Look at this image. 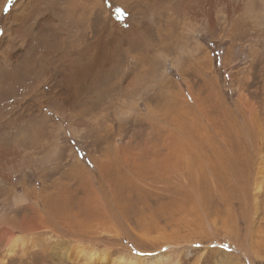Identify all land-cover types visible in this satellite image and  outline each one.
I'll use <instances>...</instances> for the list:
<instances>
[{
  "label": "rangeland",
  "instance_id": "obj_1",
  "mask_svg": "<svg viewBox=\"0 0 264 264\" xmlns=\"http://www.w3.org/2000/svg\"><path fill=\"white\" fill-rule=\"evenodd\" d=\"M101 1L107 13L95 0H13L7 12V0H0V85L8 88L0 91V178L9 179L0 184L8 193L0 217L28 218L27 195L15 207L8 189L22 194L33 187L45 201L41 221L52 227L39 228L41 248L34 260L23 256L22 264H76L62 251L76 255L77 243L92 249V264H113L119 254L130 264H153L169 254L159 246L173 234L178 251L157 264H264V69L250 72L247 81L245 68L248 44L261 49L263 41H236L238 54L225 65L220 49L229 44L200 34L199 51L191 36L179 41L177 25L176 38L167 37L151 0ZM67 20L81 26L63 31ZM65 35L79 38L81 63L75 52L65 56ZM181 48L197 50L199 60L211 51L209 71L195 69ZM31 58L38 59V80L29 86L22 67ZM186 90L192 99L185 104ZM254 144L262 163L251 151ZM151 161L159 169H144ZM225 200L238 231H219L221 244L208 245L202 234L214 240L213 227L233 219L225 215ZM199 205L206 221L195 211ZM19 207L25 213L13 211ZM179 219L200 224L194 245L180 239L188 230L179 225L175 232ZM65 226L84 238L59 229ZM46 243L52 248L44 252Z\"/></svg>",
  "mask_w": 264,
  "mask_h": 264
},
{
  "label": "bare ground",
  "instance_id": "obj_2",
  "mask_svg": "<svg viewBox=\"0 0 264 264\" xmlns=\"http://www.w3.org/2000/svg\"><path fill=\"white\" fill-rule=\"evenodd\" d=\"M147 1H150V0H147ZM111 2H112V4H115V0H111ZM151 4H156L158 10L160 11L159 18H157V19H159V20L163 19V20H161L162 27L164 26L162 28V30L165 27L167 28V29H165L166 31L164 32V34H166L167 37L169 36V37L176 38L177 35H175V33L172 34V32L174 31L173 27L175 25H177L178 26L177 30H178V35H179V37H177V38H180L179 41L182 42L183 39L188 38L187 36H191L195 40L196 48L199 51L201 49H203V45L199 41L201 39L200 34H202L203 36L210 37V38L214 37V39H216V40H213V41H218V42H220V44H222L221 41L229 44L230 45L229 48L227 47L226 49H223V48L220 49L222 51L221 52L222 57L220 59L223 62L222 64L232 65V63H233V62H231L232 54L233 55L236 53L238 54V50L234 48L233 44L236 43V41H238V40H242L244 38L245 39L253 38L254 44H257V43L259 44L260 41H263V44H264V0H151ZM95 5L99 6V8L102 12H106V10L103 8L104 6H103V2L101 0H95ZM20 6H21V4H20ZM15 11H16V9H14L12 13H14ZM12 13L10 15L11 17L13 16ZM19 13L20 12H18V14ZM11 17H9V21H11V22H9V28L10 29H12V26L15 22V19L13 20L14 17L13 18H11ZM16 19H18V18H16ZM67 21H68V22H66L67 24L62 26L63 31L64 30L68 31L69 29H71L73 27L81 26V24L77 25L75 23L70 22L69 20H67ZM172 23H173V25L169 28V25H171ZM14 25L16 26V24H14ZM198 28H201V30H198ZM157 30H159V27H157ZM199 31H201V32H199ZM156 32H158V31H156ZM78 39L79 38H75L74 40H71L70 36L65 35L64 39L61 40V44H62V49H64L66 51L65 56H68V54L71 55V53L74 55V52H75V54H76V57L74 59L75 62L81 63L82 62V58H81L82 53L80 52L81 53L80 55L77 54V52H78L77 49L79 48V45H80L78 43L79 42ZM177 42H178V40H177ZM207 42H208V44L212 43L211 41H207ZM168 43H171V42H168ZM171 44H169V45H171ZM248 46H247L248 49L251 48L252 50H250L251 53L248 56V57H250V59H248V63L246 64V67H245L246 71H248V74L246 75L247 81H248V75H250V72L255 73V71H259V70L264 69V56H263L264 55L263 54L264 45H261V46H263L261 49L256 47V45L248 44ZM209 47H210V45H209ZM224 50H225V52H224ZM195 52L187 50L186 48L180 49V54L189 57L191 60L190 61L191 65L193 64L195 69H197V70L202 69V71H206V72L209 71L210 66L212 65L211 51L205 50L206 55H205V57L203 55L201 60L197 59L198 57L197 58L195 57V54H194ZM248 57H246V58H248ZM163 58L165 59V57H163ZM190 62H189V64H190ZM37 63H38V59L31 58V60L27 64L25 63L24 66L22 67V71H25L24 73L27 76V78H25V79H27L26 83L28 85L30 82L34 83L36 80H38L37 79L38 78L37 77L38 70L36 69ZM168 65L170 67L174 66V65H171L170 63ZM6 75H5V78L1 84L4 83V81L6 79ZM9 76H12V75H9ZM15 79H17V78H15ZM244 80H245V78H242V81H244ZM0 82H1V80H0ZM127 85L132 86V83L131 82L127 83ZM7 89L8 88L6 86H3V89H1V85H0V91L1 92H5V91H7ZM31 90L33 91V89H31ZM126 91L127 92L130 91L129 86H126ZM181 93H182L181 94V98H182L181 101L183 103H185V101L187 99H192V96L189 93V91L186 90L185 92L182 91ZM34 101H38V100H34ZM6 105H8V104H6ZM130 109L133 112L139 111L138 108L137 107L135 108L133 105L130 106ZM146 110L148 111V113H147V116H148L150 109L148 108ZM244 110L246 111L245 108H244ZM249 113H250V111H248L247 114H249ZM148 117L150 118L151 116H148ZM33 136H36V135H33ZM33 139H30L28 141V144L34 145L36 142ZM22 141H23V139H22ZM24 141H27V140H24ZM253 147L254 148L251 149L253 155L256 157L257 161L261 162V160H262V158L260 156L261 151L259 150L258 145L254 144ZM1 152H3V150ZM4 153H3V155L1 154V156H5ZM2 158H0V159L3 161L4 159H2ZM232 162L235 164L234 160ZM152 163L154 165H148L147 167H144V169H146L149 172L154 171L152 168L159 169V168H157V165H158L157 163H154V161ZM228 164H231V163L229 162ZM263 164H264V162H263ZM253 165H254V162H252V166ZM232 167H234V169L237 170L236 164L232 165ZM33 174H35V173H33ZM259 174H260V172H259ZM239 175H240V173H239ZM35 177H37V175ZM250 177H251V175H250ZM22 179H25V178L23 177ZM5 180H9V179H6L3 176H1L0 184L3 185L5 183ZM25 182H27V181H25ZM247 184H249V183H247ZM9 185H10V183H9ZM10 187H11V185H10ZM245 187H246V185H245ZM256 187L259 188V183L256 184ZM25 189H26L25 192H22V194H16L15 189H13V187L8 189L9 191L13 192V198L15 199L14 200L15 207L19 206L20 203L24 199V195H27V200H28L27 208H29V210L31 212H30V215L28 218H26L25 216H22L19 220H15L13 217H11V218H7L9 220L6 221L7 219L5 218V216L0 217V247H1L0 253L3 254L2 257L0 258V264H4L5 258L8 259L7 264H16V262H18V264H22V261L24 259L22 257L26 256L27 254H28V257L30 260H34V256L39 252V249L41 248L39 245L40 243L37 242V237H36V236H38L37 231L39 230V228L41 229L42 227H46L47 230H50L52 228V227L51 228L47 227V225L43 224V222L41 221V217H40V213H39L38 209H39V206L41 205L40 202L45 203V201L39 196L38 190L35 191V189L33 187L30 189H27V188H25ZM6 192L4 190H0V206H2L4 208L7 206V201H8V197H7L8 193H6ZM225 201L226 202L222 203V206L225 208V210L227 212L225 215L227 216V219L232 218L233 213L231 211V205H230V203H228L227 200H225ZM196 207H195V209H196L195 211L197 212L198 217L200 219H202L203 221H206V218L208 215H207L206 211L203 209V206L199 205ZM23 209L25 210L26 208H20L19 207V208H15L13 211L18 213V212H20V210H22L21 212L25 213V212H23ZM225 220H226V218L222 222L223 225L218 227V229L215 228V226H214L215 224L212 225L214 227H213V231L211 233V236L215 237L214 240L211 237H208V236L202 234L203 238H207L208 245L215 244L216 246H219V244H221L220 239L223 238V236L219 235V231H221L225 236L228 234L232 235V232L234 230L238 231V227H237V224H236L234 217L232 220L228 219L229 221L231 220L229 225H226L227 222H224ZM180 221H181V219H179L178 222H175V224L173 225V227L175 228V232L178 231L179 225L181 226V228H185V230H188L190 232V234L188 236L182 237L180 239H183L182 240V242L184 241L183 243H189L192 241L190 243V245H194L196 242H195V240L193 241V239H196V238L201 236V234L198 232L200 224H199V226L197 224L195 225L193 221H192V223H190L189 220H186L184 222H180ZM199 221H201V220H199ZM219 228H221V229H219ZM59 229L65 230L66 232H68L73 237H76L78 235L79 239L84 238V234L78 233L77 231L69 228L68 226H65V228L60 227ZM247 229H248V227L246 226V230ZM62 235H65V234H62ZM62 235H59V236L62 237ZM218 237H220V238H218ZM49 239L47 238V240H49ZM141 239H142V237H141ZM177 239H178V237L176 234L169 236L166 240V244L165 243H164L165 245L163 244L164 247L159 246V248H165L166 250H169L168 251L169 254L166 256H160L159 258L154 259L150 262H152L153 264H157V260H159V259L162 262L166 261V259L171 261L174 258V252L176 253V250H177V249L175 250V248L179 249V247H180V244H173L172 243ZM224 240H226V239H224ZM133 244H136V242H134ZM137 245H138V243H137ZM144 245H143V248L146 246V245L145 246ZM50 246L52 248L51 243L50 244L46 243V245H43V249L46 250L44 252H47L48 249H50ZM88 247H86L87 249L86 248L81 249L82 246H80L79 243H77L74 245V254H76L77 256L73 255V253L71 255H69L68 251H62V256L64 259H68V260L73 258L75 260V262H77L78 264H92V261H93L92 257L94 256V253H93V251H91L92 249L90 250V248L88 249ZM137 250H139V249L137 248ZM143 251H144V249H143ZM117 253H119V252H117ZM145 253H147V252H145ZM187 254H188V252L186 250V255ZM124 256H122V254L120 256V254H119V256L117 255L115 258H112L111 262L113 264H115V263L116 264H130V263L134 262V261L132 262V260H130L127 256L126 257H124ZM135 263H137V262H135ZM236 264H238V262Z\"/></svg>",
  "mask_w": 264,
  "mask_h": 264
},
{
  "label": "snow or ice",
  "instance_id": "obj_3",
  "mask_svg": "<svg viewBox=\"0 0 264 264\" xmlns=\"http://www.w3.org/2000/svg\"><path fill=\"white\" fill-rule=\"evenodd\" d=\"M12 3H13V0H7L6 4H5V6H4V11H5V12H7V11L10 10ZM82 158H83V157H82ZM227 247H228V246H227ZM227 247H224V248H227Z\"/></svg>",
  "mask_w": 264,
  "mask_h": 264
}]
</instances>
